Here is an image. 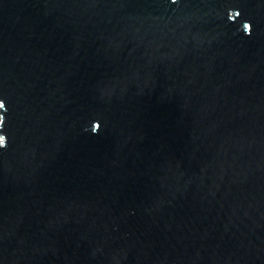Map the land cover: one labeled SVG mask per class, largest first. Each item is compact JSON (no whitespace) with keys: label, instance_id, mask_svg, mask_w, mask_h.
Masks as SVG:
<instances>
[{"label":"water","instance_id":"1","mask_svg":"<svg viewBox=\"0 0 264 264\" xmlns=\"http://www.w3.org/2000/svg\"><path fill=\"white\" fill-rule=\"evenodd\" d=\"M0 264H264V0H0Z\"/></svg>","mask_w":264,"mask_h":264}]
</instances>
